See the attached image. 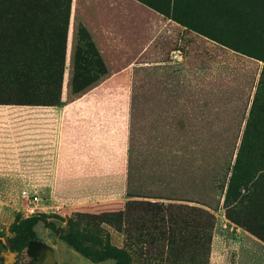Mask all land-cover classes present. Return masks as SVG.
<instances>
[{
	"label": "rangeland",
	"instance_id": "1",
	"mask_svg": "<svg viewBox=\"0 0 264 264\" xmlns=\"http://www.w3.org/2000/svg\"><path fill=\"white\" fill-rule=\"evenodd\" d=\"M7 1L24 90L9 89L1 100L57 104L66 57L73 54L67 53L63 40L67 36L74 44L79 0ZM263 2L86 0L85 11L99 38L95 40L94 27L87 30L95 43L91 54L93 58L97 50L101 62L98 67L93 59L72 60L70 91H82L98 79L106 80L102 89L117 95L120 124L123 111L133 108L131 134L135 128L137 148L132 147L131 135L128 174L125 177L121 172L123 148L111 195H96L81 205L72 200L62 204L61 196L36 195L40 214L64 227L72 222H116L113 236L101 240L125 252L129 264H264V176L253 175L248 192L228 194L264 63L205 36L210 33L225 38L238 33L243 24L240 16L264 12ZM69 29L74 30L73 38ZM239 127L227 174L207 179L205 170L215 166L221 152L226 153V138L232 142ZM172 130L174 134L169 132ZM186 135L192 155H186L180 171L177 153L182 156ZM174 143L178 150L181 146L176 154ZM133 162L137 166L131 181ZM0 197L8 204L1 208L0 233L10 236L19 222L31 218L24 211L29 202L21 194ZM37 230L42 242L55 250L57 264H115L93 263L45 228ZM8 259L0 245V264ZM30 261L28 257L23 264Z\"/></svg>",
	"mask_w": 264,
	"mask_h": 264
},
{
	"label": "crops",
	"instance_id": "2",
	"mask_svg": "<svg viewBox=\"0 0 264 264\" xmlns=\"http://www.w3.org/2000/svg\"><path fill=\"white\" fill-rule=\"evenodd\" d=\"M69 31L72 37L74 30ZM73 45L67 38V53ZM72 60L73 54L71 58L67 54L57 104H0V196L26 191L81 205L93 201V196L111 195L123 148L121 172L127 176L133 108L123 111L120 124L117 95L102 89L106 80L71 92ZM7 205L0 197V212ZM72 223L76 230L102 240L117 229L116 222Z\"/></svg>",
	"mask_w": 264,
	"mask_h": 264
},
{
	"label": "trees",
	"instance_id": "3",
	"mask_svg": "<svg viewBox=\"0 0 264 264\" xmlns=\"http://www.w3.org/2000/svg\"><path fill=\"white\" fill-rule=\"evenodd\" d=\"M7 3V0H4L2 4L0 3V104L3 105H11V103L2 102L1 100L9 93V89L13 88L16 91L24 90L23 73L20 68L21 62L17 52V44L14 39L15 35L12 17L8 13ZM261 7L264 8V2L261 4ZM85 8H87L86 0H79L77 7L78 20L75 26L73 61L87 62L93 59L94 63L96 61L99 67L101 54L97 53L96 50L92 58L91 51L92 49L95 50V43H92L91 37H88L87 30L93 29L94 27L93 33H95L96 36L95 40L99 38L96 35L94 22L91 21V16L86 13ZM83 19H85L84 22ZM175 20L179 21L178 23H184L179 19ZM239 22L243 24L238 29V33L230 36L228 35L225 38H218L210 33L205 36L237 53L264 63V12L256 16L252 13L242 17L240 16ZM184 25L188 26V24L185 23ZM191 29L198 31V28L194 26H191ZM63 43V46L66 48L67 36L63 40ZM91 43L92 46H90ZM81 47H86L87 49L81 50ZM134 111L136 115L138 107L135 106ZM240 130L239 127L238 134L234 137L232 142V139L228 140V138H226V153H220V157L214 163L215 168L212 166L213 168L211 167L205 170V172L207 171V179L213 178L214 175H220L222 173L227 174L229 165L226 166V164L228 162L232 163L230 152L233 154L236 149ZM134 131L135 128L132 131V147L135 148L136 145L137 148ZM169 132L174 134L173 130ZM179 135L182 141V130H180L178 136ZM170 137L169 134L168 141L172 140ZM189 140L190 137L186 135L181 157L179 153H177V151L181 149V146L178 150L177 144L175 145L174 143V153H177V161H181L179 165L180 171L184 166V162L187 158L186 155H192V147L189 145ZM134 164L135 162L132 164L131 181L134 180V171L137 166L135 165L134 167ZM255 174L264 176V69L238 146L229 182V196L237 195L239 190L248 192V185L252 183L251 177ZM252 186L254 185L252 184L251 187ZM136 204L138 206H154L149 202H136ZM59 223L60 222L50 221L45 215H35L27 220L19 222L14 227L10 236H4L0 233V245L8 254H16V264H23L26 259H28L27 249L29 243L32 241L42 242L36 232L37 226L42 225L43 228L54 235L58 241L65 243L76 253L93 263L114 261L115 264H129V258L122 250L109 245L99 238L76 230L73 223H70L67 227Z\"/></svg>",
	"mask_w": 264,
	"mask_h": 264
},
{
	"label": "water",
	"instance_id": "4",
	"mask_svg": "<svg viewBox=\"0 0 264 264\" xmlns=\"http://www.w3.org/2000/svg\"><path fill=\"white\" fill-rule=\"evenodd\" d=\"M27 256L31 259L28 264H57L54 249L43 242L32 241L27 249ZM16 254L9 253L6 264H16Z\"/></svg>",
	"mask_w": 264,
	"mask_h": 264
},
{
	"label": "built area",
	"instance_id": "5",
	"mask_svg": "<svg viewBox=\"0 0 264 264\" xmlns=\"http://www.w3.org/2000/svg\"><path fill=\"white\" fill-rule=\"evenodd\" d=\"M21 196L24 200L29 202L27 208H25V213L27 217H33L40 214L39 202L40 198L36 195L30 194L29 192L23 191Z\"/></svg>",
	"mask_w": 264,
	"mask_h": 264
}]
</instances>
